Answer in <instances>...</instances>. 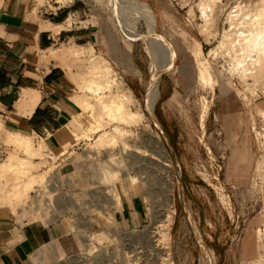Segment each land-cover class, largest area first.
<instances>
[{"label":"rangeland","instance_id":"1","mask_svg":"<svg viewBox=\"0 0 264 264\" xmlns=\"http://www.w3.org/2000/svg\"><path fill=\"white\" fill-rule=\"evenodd\" d=\"M214 1L51 0L52 7L69 11L66 28L86 31L79 34L84 37L78 45L68 40L43 53L77 82V109L67 127L72 142L60 152L30 137L43 152L31 157L6 140L9 147L0 161V230L18 234L24 213L34 217V228L45 232L61 225L56 234L50 229L51 237L42 234L44 242L32 245L31 255L49 244L42 264H264V71L257 62L263 56L254 50L256 42H241L252 35L246 38L239 31L253 26L251 16L260 6L256 13L264 17V1ZM146 14L161 53L156 67ZM236 14L237 20H230ZM259 20L263 24L264 18ZM92 32L100 43L83 44ZM237 32L245 50L235 40ZM72 47L80 50L78 56L61 57ZM92 58L105 63L111 80V87L97 94L80 86V74L92 77ZM154 77L159 95L150 106ZM147 89L146 109L150 113L153 108L151 114L170 139L177 168L145 110ZM103 93L106 99L129 96L125 109L133 119L122 110L125 121L113 112L103 115L106 123L99 126L97 108L82 107L78 100L87 96L95 102ZM106 132L116 141L95 144ZM13 156V163L27 160L24 169L8 165ZM176 170L203 243L202 255L179 202ZM31 179L35 181L27 188ZM132 197L143 201L145 214L128 225L116 212ZM15 236L14 241L21 238Z\"/></svg>","mask_w":264,"mask_h":264},{"label":"crops","instance_id":"2","mask_svg":"<svg viewBox=\"0 0 264 264\" xmlns=\"http://www.w3.org/2000/svg\"><path fill=\"white\" fill-rule=\"evenodd\" d=\"M45 3L52 5L51 0ZM39 6L37 0H0V161L7 153L10 133L33 137L60 152L72 142L67 127L77 109V82L65 67L44 59L43 53L68 40L78 45L84 37L79 34L86 31L65 27L68 10L41 16ZM85 37V45L100 43L93 32ZM144 214L143 201L132 197L124 200L116 217L135 225ZM18 230V234L0 230V264H34L32 245L42 243L45 231L36 228L34 236L25 235L20 224ZM15 235L21 238L14 241Z\"/></svg>","mask_w":264,"mask_h":264},{"label":"bare ground","instance_id":"3","mask_svg":"<svg viewBox=\"0 0 264 264\" xmlns=\"http://www.w3.org/2000/svg\"><path fill=\"white\" fill-rule=\"evenodd\" d=\"M211 1V0H210ZM264 1V0H263ZM205 3L207 2V1H204ZM215 1L214 0H212V4L214 3ZM143 3V2H142ZM202 4V3H201ZM207 4H209V3H206V5L205 6H208V8H211L212 6H210L209 7V5H207ZM215 4V3H214ZM261 4H263V3H261ZM203 5V4H202ZM241 5V4H240ZM141 6V5H140ZM147 6L149 7V5L147 4ZM205 6H203V7H205ZM260 6V5H259ZM137 7H138V5H137ZM214 7V6H213ZM212 7V8H213ZM241 7V6H240ZM140 8V7H139ZM142 8V7H141ZM259 9L261 8V10H262V7L260 6V7H258ZM146 9H147V7H146ZM206 9H207V7H206ZM235 9V8H234ZM249 9V8H248ZM259 9H255V14L253 13V15L251 16L252 18V22H253V26H252V22L250 21V27H247L248 25V23H249V21H247V23L245 24V25H247L245 28L244 27H242V29L240 30L239 29V31H241V35H244V36H246V35H248L249 34V36H251L252 35V37L251 38H249V36H248V38L250 39H245V37H244V41H243V37L242 36H238V32L236 33L237 35L236 36H238L237 38H235V40L238 42L239 40L238 39H242V41L241 42H243V43H246V44H244V45H255V42L257 43L255 46H253V48L254 47H256V48H254V50H256V53L259 55V54H261V56H263V58H262V60H257V62L258 61H260V63L258 64V65H261V67H262V71H260L261 73L264 71V55L262 54V52H264V20L262 21L263 22V24L262 23H258L257 21L259 20V18H260V22H261V19H263L264 17H262V12L260 13L261 14V16H259V14H257L258 12H260V10ZM202 10H203V12H205V13H207L206 11H204V9L202 8L201 9V12H202ZM259 10V11H258ZM146 11V10H145ZM208 11H210V9L208 10ZM256 11H257V13H256ZM147 12H149V11H147ZM202 12V13H203ZM212 12V11H211ZM210 13V12H209ZM240 13V12H239ZM249 13V12H248ZM145 14V13H144ZM204 14V13H203ZM208 14V13H207ZM207 14H206V16H204L205 18L206 17H208L207 16ZM246 14V13H245ZM257 14V15H256ZM230 15V14H229ZM254 15H256V17L254 18ZM263 15H264V11H263ZM237 16V17H236ZM236 16H232V19H230V20H237V18H238V16H239V14H236ZM248 16V15H247ZM258 16V17H257ZM241 17H244V16H241ZM262 17V18H261ZM244 18H246V17H244ZM249 18V17H248ZM254 18V19H253ZM240 19V18H239ZM145 21H146V23L149 25V28H150V33H151V41L149 40V42H151V47H152V49H153V52H154V57H153V62H154V65H155V67H156V65H157V62H158V60H159V53H158V48H157V42H156V39H155V30L153 29V27H152V25L151 24H153L150 20H149V17H148V15L146 14L145 15ZM240 21V20H239ZM228 22H229V20H228ZM151 23V24H150ZM239 24V23H238ZM241 24H242V22H241ZM262 24V25H261ZM53 25V24H52ZM245 25H243V26H245ZM51 26V25H50ZM147 26V25H146ZM238 26V25H237ZM239 27V26H238ZM253 29H252V28ZM51 28V27H50ZM236 28V27H235ZM52 29V28H51ZM55 29V28H54ZM238 29V28H237ZM57 30H58V28H57ZM56 30V31H57ZM60 30V29H59ZM58 30V31H59ZM236 30V29H235ZM57 31V32H58ZM149 33V32H148ZM147 33V34H148ZM150 33L148 34V35H150ZM240 34V33H239ZM230 35H232L233 36V34H228V36H230ZM225 36H227V35H225ZM150 37V36H149ZM148 37V39H150ZM231 37V36H230ZM246 38H247V36H246ZM224 39H227L226 37L224 38ZM233 40V39H232ZM231 40V41H232ZM246 40V41H245ZM227 41H229V40H227ZM222 42H226V41H223L222 40ZM234 42V41H233ZM240 42V41H239ZM240 42V46H242L243 45V43H241ZM250 44H249V43ZM251 42H252V44H251ZM224 44V43H223ZM226 44V43H225ZM236 44V43H235ZM243 45V46H244ZM243 46H242V48H243ZM247 46V47H248ZM77 47V46H76ZM223 48V47H222ZM241 48V49H242ZM244 48H246V46L244 47ZM242 49V50H245V49ZM50 49L51 50H54L52 47H50ZM231 49H233V48H231ZM81 50H83V49H81ZM214 50V49H213ZM212 50V51H213ZM222 50V49H221ZM242 50H241V52H242ZM248 50V48L246 49V51ZM47 51V50H46ZM56 51V50H55ZM211 51V52H212ZM232 51H235V50H232ZM245 51V53H247V52H249V51H253L252 50V47H251V50H249V51H247L246 52ZM78 52H80V50L79 49H77V48H74L73 49V47L72 48H68L66 51H64V52H62L60 55H61V57H66V55H68V53H70V54H74V56L76 57V55L78 54ZM210 52V53H211ZM213 52H216L215 50L213 51ZM219 52V51H218ZM51 53V52H50ZM49 53V54H50ZM244 53V54H245ZM254 53V52H253ZM81 54V53H80ZM161 54V53H160ZM243 54V55H244ZM52 55H53V51H52ZM56 54H54V56H55ZM236 55V54H235ZM245 55H247V54H245ZM78 56V55H77ZM248 56H249V54H248ZM48 57V56H47ZM52 57V56H51ZM71 57H72V55H71ZM161 57V56H160ZM235 57V56H234ZM243 57V56H242ZM56 58V57H55ZM79 58V57H78ZM99 58V57H98ZM244 58V57H243ZM250 58H252V56L250 57ZM249 58V59H250ZM52 59V58H51ZM95 58H92V59H90L91 61H92V72H91V74H92V77H85L84 75H85V73H82V74H80L79 76H80V79H82V83L80 84V86L83 88V89H85L87 92H90V93H93V94H97V93H99L100 92V90H104V89H109L110 87H111V80H108L107 79V72H109V70H108V67L107 66H105L103 63V65L100 63V62H96V60L97 59H95ZM100 59V58H99ZM98 59V60H99ZM242 59V58H241ZM245 59V58H244ZM100 60H102V59H100ZM256 60H254V63L256 64ZM262 61V62H261ZM253 63V64H254ZM64 64V63H63ZM66 64V63H65ZM257 65V64H256ZM255 66V65H254ZM70 67V66H69ZM88 67V66H87ZM86 67V68H87ZM244 67H245V65H244ZM248 67V66H247ZM253 67V66H252ZM256 67H259V66H255V68ZM254 68V67H253ZM251 69L250 68V70L252 71V72H254V69ZM90 69V68H89ZM70 70V69H69ZM246 72L248 71L247 69L245 70ZM252 72H249V73H252ZM255 72H256V69H255ZM258 72V71H257ZM256 72V73H257ZM70 73V72H69ZM260 73V74H261ZM76 74V73H75ZM87 74V73H86ZM90 74V73H89ZM253 74H255V73H253ZM248 75V74H247ZM109 76V75H108ZM156 77V76H155ZM154 77V79H153V81H152V84H151V95H152V100H151V105L150 106H152V104L154 103V101L156 102L157 100V96L159 95V94H157L158 92H157V81H156V78ZM251 77H252V74H251ZM160 92V91H159ZM118 93V92H117ZM120 94H121V92H120ZM78 95V94H77ZM109 95V94H108ZM86 96V95H85ZM122 96V95H121ZM110 97L109 99H106V95L103 93V94H99V96H98V98H96V101L95 102H92L91 101V99L89 100L88 98H87V96L86 97H82V98H79V100H78V102L80 103V105H82V107H85V108H90V107H92L93 109H96L97 108V110H98V118L96 119V123L99 125V126H102V124H103V122H105L104 120V116L103 115H111L113 112H117V114H120L121 113V116H120V118L121 117H123V113L122 112H124V115L125 114H127L126 115V117L127 116H130V114L131 113H133V112H126V109H125V102L130 98L129 96H123V97ZM76 97V96H75ZM80 97V96H79ZM77 98V97H76ZM153 109V108H152ZM152 109H151V107H150V113H152L153 111H152ZM122 110H125V111H122ZM120 111V112H119ZM122 111V112H121ZM119 112V113H118ZM114 114H116V113H114ZM137 116H138V114L137 113H135ZM134 114V115H135ZM113 115V114H112ZM133 115V114H132ZM130 116V117H132V119H133V116ZM137 116L135 117V118H137ZM125 117V118H126ZM140 117V116H139ZM106 118V117H105ZM125 118L123 117V119H124V121H125ZM122 119V120H123ZM106 123V122H105ZM1 127V126H0ZM3 128V127H2ZM97 128H100V127H98L97 126ZM96 128V129H97ZM1 129V128H0ZM118 129V128H117ZM117 129H115V130H117ZM114 130V131H115ZM2 131V130H1ZM7 132H9V131H7ZM0 134H2V133H0ZM74 134H75V136H78L79 138L81 137V135L82 134H77V133H75L74 132ZM6 135V134H5ZM116 135V134H115ZM86 136V135H85ZM7 141L8 142H10V143H15V144H18V145H21L22 147H24L25 149V153L26 154H28V156L29 155H31V157L32 156H39L40 154L41 155H43V152H41V150H40V148H37V147H35V145L32 143V140L30 139V137H28V136H25V135H22V134H18V133H10V134H8V136H7ZM114 135H109V133H102L99 137H98V139L96 140V142H95V144H97L98 146H103V145H105V144H108V143H114ZM115 141H116V139H115ZM165 146V145H164ZM163 146V144L161 145V147H160V149L161 148H163L164 150H165V147ZM103 149V148H102ZM66 152V150L64 151V153ZM91 152V151H90ZM89 152V153H90ZM99 152V151H98ZM166 152V151H165ZM93 153V152H92ZM105 155V154H104ZM15 160V158H14V156L10 159V164H8V165H10L12 168L14 167L16 170H18V171H21L22 169H24V167H25V164H26V161H25V159H24V161L23 160H18V162L17 163H13V161ZM6 163V162H5ZM7 163H9V161L7 162ZM5 166H7V164H4ZM4 165H2L3 167H4ZM8 168H10V167H8ZM101 168V167H100ZM100 168H98V166H97V171H99L100 170ZM1 170H2V168H1V166H0V172H1ZM10 170H11V168H10ZM17 171V172H18ZM4 172V171H3ZM102 172L104 173V175H111V173H110V170L108 169H102ZM59 173V172H58ZM110 173V174H109ZM112 174H113V172H112ZM103 175V177H105ZM112 176V175H111ZM110 176V177H111ZM113 176H115V175H113ZM32 178V177H31ZM107 178V177H106ZM28 180H26V182H27ZM33 181H35L34 179H31V180H29L28 182H27V188H28V185H30V184H32L33 183ZM50 181V180H49ZM17 187H18V185H17ZM25 187V186H24ZM22 188V187H21ZM23 189V188H22ZM51 189V188H50ZM25 190H27V189H25ZM22 193H23V191H22ZM58 201V200H57ZM57 203H59V202H57ZM26 204H28V203H26ZM39 204V203H38ZM36 205H37V203H36ZM26 207H28L29 208V206H27L26 205ZM25 207V208H26ZM32 208V207H31ZM31 208H29V210L31 209ZM29 210H28V212H29ZM20 211V210H19ZM24 211H26V210H24ZM24 211H22V212H24ZM31 212H32V209H31ZM30 212V213H31ZM57 218V217H56ZM33 220H34V217H32V216H30V214L29 215H26L25 213H24V216H23V219H21V220H19V224H20V226H21V229L23 228V230H24V232H23V234H25V235H29V236H34L35 234H36V228H34V226H33ZM53 220V219H52ZM46 224L47 223H45V224H42V225H40V226H46ZM64 226H66V227H68L67 225H64ZM60 228H61V225H57V226H55L52 230L54 231V232H56V230L58 231V230H60ZM51 231L48 229V231H46V232H44V235H47V236H49V237H51L53 234H56V233H53L52 235H51V233H50ZM50 233V234H49ZM24 235V236H25ZM71 235H72V237L74 236V234L73 233H71ZM164 235V234H163ZM22 236V235H21ZM69 237V235L67 234L66 235V237ZM165 237V236H164ZM105 240V239H104ZM46 241V240H45ZM44 242V241H43ZM64 242V241H63ZM49 245V244H48ZM48 245H44V246H41L39 249H38V251L36 252V253H34L33 255H31V259H32V261L34 262V264H42L43 263V261H45V258H46V250H47V247H48ZM51 246V245H50ZM54 247V246H53ZM50 249V248H49ZM53 250V249H52ZM52 256V255H51ZM47 261V260H46ZM46 263V262H45Z\"/></svg>","mask_w":264,"mask_h":264},{"label":"water","instance_id":"4","mask_svg":"<svg viewBox=\"0 0 264 264\" xmlns=\"http://www.w3.org/2000/svg\"><path fill=\"white\" fill-rule=\"evenodd\" d=\"M114 2V1H113ZM112 6V9H113V12L116 16V13L114 11V4H111ZM147 95H148V89H147V92H146V97H145V101H144V106H145V110L147 112V114L149 115V117L151 118L152 122L154 123L155 127L158 129V131L160 132L161 136L163 137L166 145H167V148L171 154V157L173 159V162L175 164V167H179V162H178V159H177V156H176V153H175V150L173 148V145L170 141V139L168 138L165 130L163 129L162 125L159 123L158 119L155 117L154 114H151L148 112V110L146 109V98H147ZM175 178H176V182H177V193H178V198H179V202L181 204V207H182V210L184 212V215H185V218H186V221H187V224H188V227H189V231H190V234L191 236L193 237L194 241H195V244L197 245L199 251H200V255L204 254L203 252V243L199 237V234L194 226V222H193V219H192V216H191V212L189 210V207H188V204H187V201H186V197H185V191H184V188H183V184H182V181H181V172L176 170V173H175Z\"/></svg>","mask_w":264,"mask_h":264},{"label":"built area","instance_id":"5","mask_svg":"<svg viewBox=\"0 0 264 264\" xmlns=\"http://www.w3.org/2000/svg\"><path fill=\"white\" fill-rule=\"evenodd\" d=\"M54 3H58V1H55ZM63 8V6H60V5H56V6H53L50 4L48 5L47 3L45 4H42L39 6L38 8V12L41 16H45V15H56L61 9ZM60 155H62L60 153Z\"/></svg>","mask_w":264,"mask_h":264}]
</instances>
